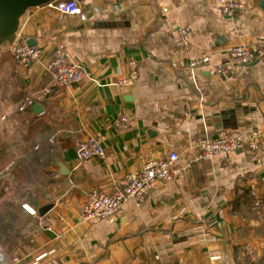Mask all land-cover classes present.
Listing matches in <instances>:
<instances>
[{"label": "crops", "instance_id": "1", "mask_svg": "<svg viewBox=\"0 0 264 264\" xmlns=\"http://www.w3.org/2000/svg\"><path fill=\"white\" fill-rule=\"evenodd\" d=\"M241 1L245 10L234 16H223L218 0H78L81 14L68 18L29 11L21 34L42 55L26 71L0 55V127L10 133L17 124L16 95L50 83L46 66L59 44L85 78L31 109L37 142L56 149L55 183L35 189L27 205L36 217L18 264H264V0ZM181 29L184 49L176 46ZM236 45L262 55L226 75L188 68L202 57L228 65ZM122 115L124 129L116 126ZM220 132L258 134L260 149L201 159L197 140ZM88 136L105 157L78 165L74 145ZM170 152L180 155L173 181L155 182L141 205L130 200L103 221L81 222L92 190L111 194ZM237 187L254 203L242 196L236 207Z\"/></svg>", "mask_w": 264, "mask_h": 264}, {"label": "built area", "instance_id": "2", "mask_svg": "<svg viewBox=\"0 0 264 264\" xmlns=\"http://www.w3.org/2000/svg\"><path fill=\"white\" fill-rule=\"evenodd\" d=\"M220 12L223 16H234L245 10L241 0H218ZM56 12L61 18H68L81 14L78 0H55L45 6ZM22 30V29H21ZM181 38L177 41L178 49H184L188 42L187 29L180 30ZM20 33L17 40L7 51L9 57L15 62L17 68L26 71L42 55L38 47H28L25 41L21 40ZM262 55L261 51L245 45H236L229 49V64L211 65L208 57L190 61L188 68L191 71L212 69L216 74L226 75L231 66H246ZM50 83L39 88L30 95H26L18 105V111L23 112L35 104H40L50 97L53 88H63L71 83H77L85 78L83 68L70 59L64 46L59 44L53 54L52 60L47 64ZM118 84L127 85L125 79L119 78ZM128 118L122 115L116 126L126 128ZM260 135L251 134L248 137H238L229 132H220L215 136L204 135L197 140L196 146L201 150V159L211 157L215 154H228L242 151L256 152L260 149ZM78 165L93 158L104 159L105 153L100 142L93 136H88L77 142L73 148ZM180 155L170 152L167 157L161 159L146 160L139 172L127 175L118 181V188L111 194L101 193L92 190L86 197V201L80 211V220L83 223H95L103 221L113 214L127 201L132 200L135 205H141L149 190L155 182H171L179 174L178 163ZM25 211L36 217L34 210L27 205H22ZM10 264H18V257H13Z\"/></svg>", "mask_w": 264, "mask_h": 264}, {"label": "trees", "instance_id": "3", "mask_svg": "<svg viewBox=\"0 0 264 264\" xmlns=\"http://www.w3.org/2000/svg\"><path fill=\"white\" fill-rule=\"evenodd\" d=\"M21 40L25 41L23 37ZM24 97H14L18 101L14 114L17 124H13L12 132L0 127V264L3 258L10 264L12 256L19 254L33 235L32 216L21 206L35 205L34 190L55 183L54 173L49 171L55 146L37 142L38 125L32 107L18 111ZM237 195L233 201L236 207L242 196L244 203H254L245 189L237 187Z\"/></svg>", "mask_w": 264, "mask_h": 264}, {"label": "water", "instance_id": "4", "mask_svg": "<svg viewBox=\"0 0 264 264\" xmlns=\"http://www.w3.org/2000/svg\"><path fill=\"white\" fill-rule=\"evenodd\" d=\"M55 0H0V55L7 52L17 40L23 26V19L30 10L45 7ZM28 47H33L31 41H26ZM33 110L39 112L41 105H33ZM52 206L50 204L38 208V216H44Z\"/></svg>", "mask_w": 264, "mask_h": 264}, {"label": "rangeland", "instance_id": "5", "mask_svg": "<svg viewBox=\"0 0 264 264\" xmlns=\"http://www.w3.org/2000/svg\"><path fill=\"white\" fill-rule=\"evenodd\" d=\"M29 206V205H28ZM22 207V206H21ZM23 208V207H22ZM24 209V208H23ZM25 210V209H24ZM13 257H19V254H14L13 256H12V258ZM12 258H11V260H12ZM1 261V260H0ZM2 264H8V260H7V258H3L2 259ZM10 263H11V261H10Z\"/></svg>", "mask_w": 264, "mask_h": 264}]
</instances>
